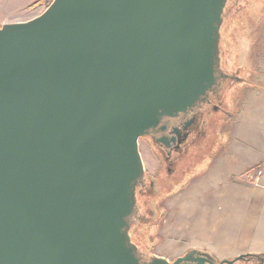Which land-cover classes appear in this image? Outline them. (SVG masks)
<instances>
[{"label": "water", "instance_id": "95a60500", "mask_svg": "<svg viewBox=\"0 0 264 264\" xmlns=\"http://www.w3.org/2000/svg\"><path fill=\"white\" fill-rule=\"evenodd\" d=\"M229 2L53 0L0 26V264L248 260L193 249L171 261L133 234L148 178L141 140L169 145L170 128L187 131L226 90Z\"/></svg>", "mask_w": 264, "mask_h": 264}, {"label": "rangeland", "instance_id": "374dc122", "mask_svg": "<svg viewBox=\"0 0 264 264\" xmlns=\"http://www.w3.org/2000/svg\"><path fill=\"white\" fill-rule=\"evenodd\" d=\"M51 1L53 0H0V26L4 23L31 20L42 14ZM251 1L252 8L240 15L236 24L240 25L244 16L252 17L248 28H244L246 31L237 36L241 52L238 63L244 66L245 77L252 85L244 84L234 89L235 95L232 93L229 95V100L227 99V103L234 102L232 107H228L233 114L232 119L225 124L223 131L215 130L218 135L216 138H211L205 145L203 156L198 158L193 156L186 161L187 166L184 170L190 176L192 175L188 181L184 180L185 184L182 186L187 185V187L184 189L180 186L183 190L177 189L176 194L173 191L157 201L159 204L158 218L153 226H148L150 227L149 235L146 237V242L149 243L146 249L151 255L165 257L173 261L193 249L206 251L207 248L213 247L209 241H206L209 237L205 233L204 218L202 217L203 211L207 207L204 200L209 199L214 190L210 188L209 179L215 172H232L238 159L235 154L234 156L230 154V149L233 143L239 145L235 140L230 143L233 130L235 136L238 126H246L251 108L253 112L255 108L264 109V0ZM255 98L257 99L255 100ZM223 119L227 118L224 116ZM254 120V131H257V135H261L264 133V119L260 122L259 117H251V121ZM142 141L141 150L147 173L153 175L156 173L157 165L152 158L151 150ZM247 149L251 151L252 161L261 160L264 156L262 147H248ZM203 159L205 160L203 167L195 171L196 163ZM261 169L264 171L263 168ZM257 170L253 169L247 173L246 180L249 183L259 185L260 181L258 183L253 181V177L258 174ZM212 172L213 174H211ZM244 173V171L243 174L242 172L238 173V178H242ZM140 229L142 237L144 232L145 235L148 233L145 227L142 226ZM141 236H135L134 241L140 243ZM262 244V240L254 236V239L247 244V251L251 252L253 248ZM236 264H251V262L242 260Z\"/></svg>", "mask_w": 264, "mask_h": 264}, {"label": "flooded vegetation", "instance_id": "af4514ba", "mask_svg": "<svg viewBox=\"0 0 264 264\" xmlns=\"http://www.w3.org/2000/svg\"><path fill=\"white\" fill-rule=\"evenodd\" d=\"M251 3V0H230L227 6V13L221 31L222 66L228 77L225 79L228 82L225 92L220 97L219 92H217L214 95L215 100L211 99L209 103L195 113V121L188 127L187 131L183 130L179 136H176L171 133L170 128L166 133L171 138L169 145L166 146L160 141L162 135H155L142 141L151 150L150 153L157 165L155 174L147 173L148 178L140 188L138 195L142 205V215L144 219L149 220L148 224H152L151 226L156 223L155 221L158 218L157 210L159 204L157 201L166 194L172 193L175 187L178 188L190 175L184 170L187 166L186 161L193 156H196V158L203 156L205 145L211 138H216L218 135L215 130L220 129L223 131L225 124L232 119L233 114L228 107H232L234 102L232 104L227 103L229 95L234 94L236 87L244 84L252 85L245 77L244 66L238 63L241 52L237 39L239 34H243L246 31L252 21V17L244 16L240 21L241 24H236L238 17L252 8ZM244 28L246 29L244 30ZM224 116L227 119H223ZM181 124H184V120L178 119L174 120L171 126L176 125L182 128ZM185 134L187 135L186 137ZM172 138L175 141H172ZM204 159L206 160V157ZM204 159L196 163L195 171L203 167ZM150 227H148L147 231H149ZM141 235V232L135 234V236ZM148 235V233L145 235L144 232V236H141L139 242H145ZM146 244L149 245L148 242Z\"/></svg>", "mask_w": 264, "mask_h": 264}, {"label": "crops", "instance_id": "0c3cea01", "mask_svg": "<svg viewBox=\"0 0 264 264\" xmlns=\"http://www.w3.org/2000/svg\"><path fill=\"white\" fill-rule=\"evenodd\" d=\"M255 116L261 122L264 109L255 108L253 112L251 108L246 126H238L235 136L233 130L230 143L235 140L239 145L233 143L230 149V154H235L238 159L232 172H212L213 176L209 179L210 188L214 190L211 197L204 200L207 207L202 217L205 233L209 237L206 241L213 247L206 251L219 260H232L247 254L264 255V171L259 185L246 180L247 173L254 167L259 166V169L264 170V156L261 160L252 161L251 151L247 149L264 148V133L257 135V131H254L255 120L251 121V117ZM243 171L244 176L239 179L237 174H243ZM254 236L262 240L263 244L248 252L247 244Z\"/></svg>", "mask_w": 264, "mask_h": 264}, {"label": "trees", "instance_id": "16d2710c", "mask_svg": "<svg viewBox=\"0 0 264 264\" xmlns=\"http://www.w3.org/2000/svg\"><path fill=\"white\" fill-rule=\"evenodd\" d=\"M52 2V1H51ZM50 2V3H51ZM260 167L259 166H256V167H254L253 169H259ZM192 176V175H191ZM190 175L187 177V181L190 179V177H191ZM185 184V182L183 181L182 182V184L180 185V186H182V185H184ZM175 187V189H174V194H176L175 192L177 191V189L178 190H180V189H182V187H184V186H182V187ZM187 187V185L184 187V189ZM183 190V189H182ZM149 223V220H147V219H144V222L142 223V224H140L138 227H136L135 228V231L133 232V234H134V237H135V234H138V233H140L141 232V229H140V227H145V230L147 231L148 230V226H151V224H148ZM148 234H149V231H148ZM141 243V245L146 249V248H148V245L146 244L147 242H146V240H145V242H140ZM145 245V246H144ZM247 261H249V262H251V264H264V255H250L249 256V258H248V260Z\"/></svg>", "mask_w": 264, "mask_h": 264}, {"label": "built area", "instance_id": "2783aa9c", "mask_svg": "<svg viewBox=\"0 0 264 264\" xmlns=\"http://www.w3.org/2000/svg\"><path fill=\"white\" fill-rule=\"evenodd\" d=\"M262 175H263V172L262 171H259L258 174H257V176L253 177V181H255L256 183H258L260 181Z\"/></svg>", "mask_w": 264, "mask_h": 264}]
</instances>
